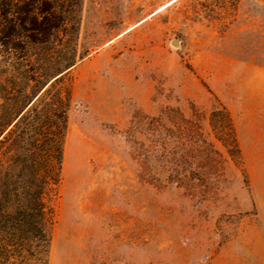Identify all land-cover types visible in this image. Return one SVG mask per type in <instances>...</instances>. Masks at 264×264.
<instances>
[{
    "label": "rangeland",
    "instance_id": "obj_1",
    "mask_svg": "<svg viewBox=\"0 0 264 264\" xmlns=\"http://www.w3.org/2000/svg\"><path fill=\"white\" fill-rule=\"evenodd\" d=\"M79 46L47 264H264V0H83ZM168 109L164 145L147 125Z\"/></svg>",
    "mask_w": 264,
    "mask_h": 264
},
{
    "label": "trees",
    "instance_id": "obj_2",
    "mask_svg": "<svg viewBox=\"0 0 264 264\" xmlns=\"http://www.w3.org/2000/svg\"><path fill=\"white\" fill-rule=\"evenodd\" d=\"M82 5L83 0H0V264H47L45 198L60 180L71 103L60 85L85 56L79 46ZM184 121L179 111L168 109L147 126L167 145ZM191 126L201 132L199 125ZM211 126L238 158L225 107L213 110ZM195 139L198 161L215 163L213 144Z\"/></svg>",
    "mask_w": 264,
    "mask_h": 264
},
{
    "label": "water",
    "instance_id": "obj_3",
    "mask_svg": "<svg viewBox=\"0 0 264 264\" xmlns=\"http://www.w3.org/2000/svg\"><path fill=\"white\" fill-rule=\"evenodd\" d=\"M173 43H174V44H178V41H174Z\"/></svg>",
    "mask_w": 264,
    "mask_h": 264
}]
</instances>
